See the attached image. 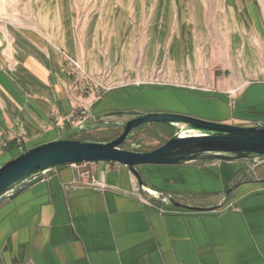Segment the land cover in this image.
Returning <instances> with one entry per match:
<instances>
[{"label":"crops","instance_id":"0c3cea01","mask_svg":"<svg viewBox=\"0 0 264 264\" xmlns=\"http://www.w3.org/2000/svg\"><path fill=\"white\" fill-rule=\"evenodd\" d=\"M91 4L79 12L71 0H30L24 22L0 18V164L74 128L82 107L98 122L144 91L99 95L106 67L107 83L159 72L157 82L186 86L172 90L204 100L220 122H264L261 0ZM245 167L146 171L185 204L209 206ZM78 172L79 181L70 168L53 172L0 205V264H264V166L210 213L149 207L116 163H84Z\"/></svg>","mask_w":264,"mask_h":264},{"label":"water","instance_id":"95a60500","mask_svg":"<svg viewBox=\"0 0 264 264\" xmlns=\"http://www.w3.org/2000/svg\"><path fill=\"white\" fill-rule=\"evenodd\" d=\"M131 94L132 103L112 112L113 115H133L129 119L80 120L58 138L31 146L1 163L0 205L53 172L70 168L73 180L79 181L78 168L82 164L109 162L122 166L131 174L142 197L152 206L197 213L217 212L223 210L240 186L249 183L255 172L264 166V122L243 126L158 111L159 105H170L209 112L204 100L170 88H147L142 93L133 91ZM144 109V112H134ZM148 125H162L173 129L174 133L164 144L150 151H140L138 146L124 147L138 129ZM108 128L121 132L108 141L73 139L79 133ZM210 163H239L246 167L236 174L235 184L229 182L225 192L212 198L216 201L209 206L185 204L184 196L165 191L155 183L156 177L146 171Z\"/></svg>","mask_w":264,"mask_h":264},{"label":"rangeland","instance_id":"374dc122","mask_svg":"<svg viewBox=\"0 0 264 264\" xmlns=\"http://www.w3.org/2000/svg\"><path fill=\"white\" fill-rule=\"evenodd\" d=\"M75 7H77L78 11L81 12L84 4L87 6V11L90 12L91 2L92 0H71ZM264 6V0H261ZM30 8V0H0V18L5 21H15V22H24L27 18ZM111 69L108 67L104 68V71L101 74L102 83L98 84L99 95H103V93H107L112 90H119V88H135V89H150V90H161V88H173L184 90L182 85L170 86L165 84L164 82H157V75L159 72H155L151 75L146 76L140 80L129 79V76H123L120 80L112 81L107 83L110 77ZM83 91H90L87 87L83 88ZM158 111H165L169 113H178L181 115H187L193 118L208 120V121H217L219 119L217 115L213 112L203 111L202 109H183L180 107L170 106V105H159ZM144 110H137L134 112H144ZM130 116L133 115H114L112 117L107 118L110 121H120L129 119ZM120 130L117 128H108V129H99L93 132L86 134L85 132L79 133V140L86 141H108L117 135L120 134ZM174 133L173 129L164 127L162 125H148L143 128L138 129L133 138L128 140L124 147L130 149L132 146H138V150L140 151H150L162 144H164L170 136Z\"/></svg>","mask_w":264,"mask_h":264},{"label":"built area","instance_id":"2783aa9c","mask_svg":"<svg viewBox=\"0 0 264 264\" xmlns=\"http://www.w3.org/2000/svg\"><path fill=\"white\" fill-rule=\"evenodd\" d=\"M71 64L73 65V67L79 72L81 73L83 76H85L82 68L74 61H71ZM89 81H92L90 79H88ZM89 118V113L87 111V108L82 107L77 115L76 118V123L78 124L80 122V120H87ZM86 180H88V185L90 187L93 188H98L101 187L100 184L97 182V180H95L93 177H90L89 175H86L84 177ZM138 193V190L136 191ZM145 203L149 206V207H153L152 204L148 203L146 200H144Z\"/></svg>","mask_w":264,"mask_h":264}]
</instances>
